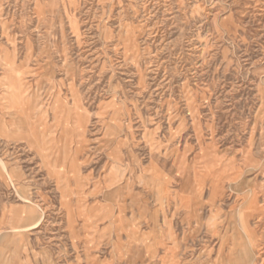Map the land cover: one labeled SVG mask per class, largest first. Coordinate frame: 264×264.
<instances>
[{"label":"rangeland","instance_id":"1","mask_svg":"<svg viewBox=\"0 0 264 264\" xmlns=\"http://www.w3.org/2000/svg\"><path fill=\"white\" fill-rule=\"evenodd\" d=\"M0 264H264V0H0Z\"/></svg>","mask_w":264,"mask_h":264},{"label":"bare ground","instance_id":"2","mask_svg":"<svg viewBox=\"0 0 264 264\" xmlns=\"http://www.w3.org/2000/svg\"><path fill=\"white\" fill-rule=\"evenodd\" d=\"M40 222V221H39Z\"/></svg>","mask_w":264,"mask_h":264}]
</instances>
